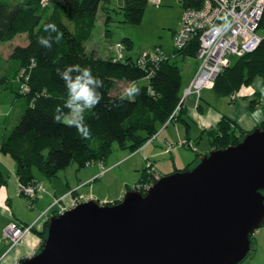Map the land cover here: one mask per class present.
<instances>
[{"label": "trees", "instance_id": "obj_1", "mask_svg": "<svg viewBox=\"0 0 264 264\" xmlns=\"http://www.w3.org/2000/svg\"><path fill=\"white\" fill-rule=\"evenodd\" d=\"M149 1L123 0L120 6L112 7L110 0H57L53 4L50 0H0V43H12L22 35L26 39L23 44H14L8 55L15 66L11 78L0 76V87L13 82L15 97L26 98L0 140V153L15 161L17 189L19 184L36 187V170L53 178L72 162L78 168L103 162L114 144L135 150L163 125L182 117L186 86L177 57L195 58L199 42L194 37L182 48L174 46L181 18L172 35L171 54L156 47L145 51L142 59L144 52L134 57L129 52L134 45L130 37L115 43L113 55L97 53L86 44L100 12L107 38L112 13L119 11L121 22L139 24ZM179 1L182 10L200 3ZM258 30H264V8ZM261 37L254 50L231 57L215 77L213 91L217 95L228 96L252 86L256 78L264 79ZM120 83L128 84L123 92L118 91ZM249 93L258 94L256 89ZM70 114L73 119L65 121ZM225 119L208 131L214 149L234 145L250 132L231 128ZM258 127H264V120ZM5 182L0 173V185ZM46 228L47 221L42 232Z\"/></svg>", "mask_w": 264, "mask_h": 264}, {"label": "water", "instance_id": "obj_2", "mask_svg": "<svg viewBox=\"0 0 264 264\" xmlns=\"http://www.w3.org/2000/svg\"><path fill=\"white\" fill-rule=\"evenodd\" d=\"M263 223L264 127H256L145 193L49 216L37 251L16 264H240Z\"/></svg>", "mask_w": 264, "mask_h": 264}, {"label": "rangeland", "instance_id": "obj_3", "mask_svg": "<svg viewBox=\"0 0 264 264\" xmlns=\"http://www.w3.org/2000/svg\"><path fill=\"white\" fill-rule=\"evenodd\" d=\"M56 1L57 0H50V3L53 4ZM122 2L123 0H110V6L117 7L120 6ZM159 2L160 3H155L154 1L148 2L142 20L139 24H130L127 22H121L123 19L121 13L119 11H115V13H112L111 14L112 22L109 25V29L111 33L107 38H105L104 36V25H103L104 16L100 12L98 15L97 23L93 30L92 37L90 39L91 41L86 43L87 46H91L95 48L94 50L97 53H103V54L110 53L111 55H113L114 52H116V49L114 47L115 43L117 41H121L122 38L124 37H130L134 45L132 51L129 52L134 57L143 54V52L151 50L156 47H159L161 50H164L166 54H171L172 35L175 32V30L179 27V22L182 13V3L179 0H159ZM117 12L120 14H117ZM259 34L264 36V30H260ZM125 53H127L126 50ZM177 59L179 65H181L182 67V76L184 80V85L186 86V89H188L190 86L189 83L192 79L191 77H193L192 75H194L193 73H195L196 65H198L199 63V58L196 54L195 58L189 57L186 58L187 60L185 59L186 61H184V59H181L179 57H177ZM9 66L10 67L8 69L7 76L10 79L13 74L12 68L14 67V63L12 60L9 62ZM212 82H214V80H212ZM10 85L11 86L0 87V102L3 105V108L7 109V111L8 110L10 112L12 111L10 113V118L8 121L9 123H13L17 119L18 113L20 111L19 108L20 103H23L24 105L26 98L24 96H18L16 98L15 92L13 91L14 89L13 87L15 86V84L12 82L10 83ZM213 85L214 83L212 85L211 83H207V84L205 83L201 88H199L200 89L199 91H195L197 88L192 87L189 89V91L186 90L188 92L186 96H184V101L190 100V98L193 99L194 101V105H193L194 110L192 111L193 112L192 115L193 117L201 121V126L203 127L202 138L197 139L198 140L197 141L196 137L194 136L192 137L193 140L191 141L190 138H188V133H189L188 127L185 124L181 123L179 120H177L175 117L173 121H170L168 123L169 125L168 124L163 125V127H161L156 134L152 135L146 142H144L140 147H138L135 150H128L126 148L117 146V144H114L112 147V151L109 153L107 158L103 160V162H96L84 168H78L77 164L75 162H72L65 169L60 170L57 173L56 177L48 178L51 181H56L55 184L57 189L61 184L64 185L65 188L70 190V192L69 190H67V193H70L68 194L70 195L69 201H67V203L66 201L60 202L62 200V197L61 198L56 197L53 199V202L42 212L41 215H46V216L48 215L49 218V216L51 215L58 214L67 209H70L76 204H78L80 201L85 200V199L81 200L82 198L91 197V194L88 196L85 195L90 192H95V196L97 194H98L97 196H101V197L106 196L107 199L105 201H99L98 199H96L98 200L99 203L108 204L109 202H111V204H113L114 202H118L120 199H122L124 193L127 190H136L138 187H142V186L150 187L162 175H165L164 172L172 173L177 171L178 170L177 168H172V165H174V161L176 163H181L185 161L187 162V160H191L193 158V160L190 161L189 163H193L195 161L197 163L201 155H204L210 149H213L209 143L208 135L211 134L208 131L213 130L215 128L213 127L212 124L209 123L206 124V122L203 121V119H205L203 118V116L206 110L208 109H209L208 111L212 110L211 109L212 105L215 104L221 109L225 108L226 106L228 108L231 107V109L235 112H239V107H240L238 106L239 99H243L244 97H247L248 94L252 95V93L249 92L245 95L241 94L242 90L248 89L246 88V86H244L240 88V90L235 91L228 96H222L223 99L222 98L220 99L224 102L225 105H221L220 103H217V101H214V98L212 96L206 94L208 89L213 90ZM127 88H128L127 83L118 84V91L121 90L123 92ZM203 94L204 97L210 100L212 104L210 103L211 104L210 105L208 103H204L199 109V105L197 104V102L199 101V99H201ZM216 97L219 98L218 96ZM14 99H17V102L13 106V103L11 101H13ZM262 101H263L262 98L259 95H257L255 100L252 101L253 105L251 107H255L256 105L261 106L263 103ZM235 102L237 103L234 105ZM3 113L5 114L6 112ZM72 116L73 114H70L66 116L64 120L69 122L73 119ZM224 117H226V115H222L220 120L216 123V125H218V123L219 124L222 123V119ZM225 120L224 121L227 122V124H229L231 128L233 129L235 128L236 130L239 128L235 126L234 123L229 119H225ZM202 123L204 125L206 124V127H204ZM176 124H181V126L182 125L184 126L185 134H183V136L186 135L187 137H181V138L179 137L177 141H173V142H171L170 140L165 141V138H162L161 141L163 142V144H161V147L160 146L156 147V151L158 152V159L156 157L152 158V149L150 147L153 148L155 147L153 143L158 144V141H155L157 137L158 136L159 138L163 137V135L169 129H174V126ZM192 129L194 130L193 127ZM2 131H3V124L0 123V137ZM146 148L147 149L150 148V149L145 150ZM139 152H142L143 154H137ZM6 155L8 159L9 158L12 159L10 155L8 154ZM179 158L182 159L178 160ZM196 163L192 164L191 167H193V165H195ZM84 173L88 174V176L83 175ZM94 173L96 174L93 175ZM68 180L70 181V186H71L69 188L67 187ZM124 182H128L127 183L128 186L121 193L122 194L121 197L117 198L121 186H124ZM44 184L47 185L46 180L44 181ZM39 187L40 186H38L37 184V187L35 188V192H24V191H19L18 189L19 191L18 194L21 195L24 199L23 207H22L23 216H25L28 213L29 214L36 213L34 200L37 195V191ZM61 188L63 189V186H61ZM11 223H15V222L7 223L3 230H5V228L9 226ZM17 226L21 227L19 225ZM21 228L24 231L23 234L24 236L27 232L32 230V225L27 224L25 226H22ZM42 231H39L40 243L39 245H37V248L34 250V252L37 251L40 244L42 243V240L46 236V231L45 232ZM3 237L6 239L9 245L13 244L9 238L5 237L4 233H3ZM0 264H1V257H0ZM240 264H264V223L262 224L261 227L256 229L252 234L250 252Z\"/></svg>", "mask_w": 264, "mask_h": 264}, {"label": "crops", "instance_id": "obj_4", "mask_svg": "<svg viewBox=\"0 0 264 264\" xmlns=\"http://www.w3.org/2000/svg\"><path fill=\"white\" fill-rule=\"evenodd\" d=\"M25 37L22 35L20 38L16 37L12 43H0V76L6 75L8 73L9 69V58L8 55L11 51V48L14 44H23L25 42ZM186 59V58H185ZM184 59V61H186ZM197 66V65H196ZM15 67V66H14ZM14 70V68H12ZM196 69V68H195ZM194 74V73H193ZM193 76V75H192ZM191 79V78H190ZM248 88L246 91L242 90L241 94L245 95L248 92H251L252 90H257V93L262 98V105L261 106H255L251 107L250 102L255 100L256 96L258 94H252L247 97H244L243 99H239V112H235L230 108L226 107L221 109L215 104L212 105V110L208 111L206 110L203 118V121L206 122V124H212L213 127H216V123L220 120L222 115H226L225 118L229 119L234 123L235 126L239 127L241 130L245 131H251L255 127L258 126L263 120H264V79L262 78H256V80L253 82L252 86L246 87ZM250 90V91H249ZM209 96H212L214 98V101H217V103H220L221 105H225L224 102L220 99L223 97L217 95L212 89H208L207 93ZM254 95V96H253ZM218 96L219 98H217ZM204 94L202 95L201 99L197 102L199 105V109L204 103L210 104V100L207 98H203ZM208 101V102H206ZM236 101V100H235ZM13 103V106L16 104L17 99H14L11 101ZM237 102L234 103V105ZM212 104V103H211ZM210 104V105H211ZM193 105L194 101L190 98V100H187L184 102V109L185 112L183 113L182 117L177 119L181 123L185 124L188 129V138L192 141V137H196L197 139L202 138L203 135V127L201 126V121L193 117ZM233 105V106H234ZM23 106V103H20L19 108ZM232 106V107H233ZM243 110H242V108ZM0 123L3 124V131L0 137V140L4 136L5 133H7L10 128L12 127V123H9L10 118V112L9 110L3 108L2 103L0 102ZM3 112H9L8 115H4ZM6 114V113H5ZM209 121V122H208ZM177 123V122H176ZM203 124V123H202ZM206 124L204 127H206ZM169 125V124H168ZM173 126V125H172ZM194 128V130L192 129ZM184 126L181 124H176L174 126V129H169L166 133L164 131L163 137L159 136L155 141H158V144H155V147H150L152 149V158L156 157L158 159V152L156 151V147L163 144L161 141L162 138H165L166 140H170L171 142L177 141L180 137H187L185 134ZM154 141V142H155ZM198 141V140H197ZM152 144V143H151ZM149 148V149H150ZM145 149V150H149ZM209 149V148H208ZM207 149V150H208ZM171 151V150H170ZM137 154H143L142 152H139ZM132 158V157H131ZM13 159V158H12ZM11 158L8 159L6 154L0 153V173L6 178V182L0 185V257H1V264H15L20 258L25 256H30L33 254L34 250L37 248V245L40 243V235L39 231L43 230L44 224L46 220L48 219V215H41L42 212L53 202L54 198L62 197L63 201H69V196L67 193V188L64 187V185H59L58 189L56 188V181H51L48 179V177L42 175L39 171H35L34 174L38 180V186L39 189L37 191V195L34 200V206H35V214L28 213L25 216L22 215V207H23V197L18 194L17 189V176L15 173L16 164L15 161H13ZM182 158H179L178 160H181ZM191 159V158H190ZM191 160H187V162H181L176 163L174 161V165H172V168L181 169L183 168L187 163H189ZM8 161V162H6ZM170 171V170H168ZM97 172V171H94ZM169 172H164V174H167ZM94 173L93 175H95ZM83 175H87L84 173ZM56 177V176H55ZM54 178V177H53ZM59 179V178H58ZM47 181V185L44 184V181ZM60 180V179H59ZM128 182H124V186H121L119 194L117 198L121 197V193L126 189L128 186ZM42 185V186H41ZM54 185V186H53ZM67 187L70 186V181H67ZM63 186V189L61 188ZM75 188V187H73ZM72 188V189H73ZM60 191V192H59ZM59 192V194H58ZM70 192V190H69ZM77 192V190H76ZM91 197H84L81 200L85 199H98L99 201H105L107 198L106 196H95V192H90L88 194H85L86 196L90 195ZM60 195V196H59ZM97 197V198H95ZM26 206V205H25ZM15 222L19 226H25L27 224L32 225V230L27 232L20 240V242L16 245H9L6 239L3 237V229L7 223Z\"/></svg>", "mask_w": 264, "mask_h": 264}, {"label": "built area", "instance_id": "obj_5", "mask_svg": "<svg viewBox=\"0 0 264 264\" xmlns=\"http://www.w3.org/2000/svg\"><path fill=\"white\" fill-rule=\"evenodd\" d=\"M152 1L160 3L159 0ZM197 1L200 2L199 5L183 8L181 27L173 40L174 46L178 48L184 47L194 37L199 42L196 52L199 63L189 88L183 91L182 100L190 88L196 87L195 91H199L205 83L212 85L214 83L212 80H215L220 71L228 66L231 57L251 52L262 39L258 27L264 0H196L195 2ZM145 54L144 52L142 57H145ZM36 187L18 185L19 191L24 192H35ZM148 188L149 186H142L136 190L146 192ZM3 233L12 241V245H15L20 241L24 231L16 223H11Z\"/></svg>", "mask_w": 264, "mask_h": 264}, {"label": "bare ground", "instance_id": "obj_6", "mask_svg": "<svg viewBox=\"0 0 264 264\" xmlns=\"http://www.w3.org/2000/svg\"><path fill=\"white\" fill-rule=\"evenodd\" d=\"M109 203H111V202H109ZM109 203H108V204H109Z\"/></svg>", "mask_w": 264, "mask_h": 264}]
</instances>
